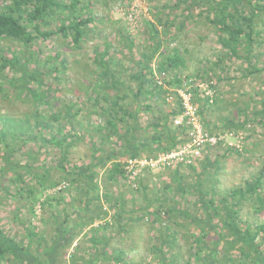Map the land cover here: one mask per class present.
Here are the masks:
<instances>
[{"label": "trees", "instance_id": "1", "mask_svg": "<svg viewBox=\"0 0 264 264\" xmlns=\"http://www.w3.org/2000/svg\"><path fill=\"white\" fill-rule=\"evenodd\" d=\"M4 1L8 4L0 5V41H17L23 47H29L37 39L46 40L53 34L69 38L70 42L77 47L84 39L88 25L93 21L90 11L87 10V4H83L88 0ZM251 1L176 0V6L189 2V5H184L182 13L186 15L181 22L191 17L194 8L201 7L199 16L204 14L207 23L215 28L217 43L223 51L222 55L217 56L215 66H218L223 59L242 60L251 65L246 69L248 71L244 74L245 76L257 72L251 63L254 58V36L258 34L254 30V17L258 12H264V4L260 3L264 0H259L253 5ZM246 6H249V12H246ZM55 15L59 17V21L54 33L43 31L47 21ZM174 20L173 17L164 21L162 36L168 34L170 27L175 24ZM150 27L153 32L148 39L151 45L142 55V61L136 62V72L128 76V80L136 85L133 93L131 90L128 94L122 92L123 80L114 76L113 65L110 66L111 61L106 60V51L96 52L94 55L95 75L98 77L89 82L87 93L91 88H95L92 92L94 94L92 110L98 115V122L88 124L87 132L91 133V139L97 137L98 141L95 143L91 140L92 155L89 162L84 166H74L76 171H69L57 182L49 179L50 167H47L45 162H37L38 153L47 144L63 149V156L57 164L58 168L65 172L63 164L66 162V150L69 148L68 134L64 132V125L60 126V121L67 120L73 128L70 117L73 118L80 111L67 107L64 111H50L48 115L41 112L38 107L42 104L48 107L49 101L47 94L39 91L44 84V73L40 72L41 64L35 59V62H38L36 68L30 70L28 66L35 55L29 53L27 57H24L18 53H12L11 56L6 57L0 53V93L4 97H8L10 92L16 93L18 98L24 97L29 106L34 107L30 113L23 115L24 118L19 120L13 119L12 115L0 118V162L2 165L0 194L5 193L10 198L27 201L32 216L35 214L36 205L41 211L48 209L53 223L52 234L48 239L46 235H41L38 226L28 227L25 230L29 240L26 245L8 235L0 227V264H127L122 260L124 253L116 251L114 247L111 248L112 237L107 233L111 228L116 231V234L124 231L123 201L119 199L116 201L119 209L113 217L115 222L112 224L108 211L111 206L104 205L109 202V196L106 195L102 199L99 195L101 186L97 182L98 173L100 170H105L107 180L118 183L126 176L124 162L122 163L124 159L125 161L139 159L143 154L152 156L150 158L168 154L176 150L178 145L186 142L188 131V128L183 125L174 126L176 129L171 130L167 126L168 118L163 115L148 125V128L153 131L150 135L143 137L139 134L141 130L137 121L138 107H134L129 102L125 103L129 96L133 101L140 97L144 99L159 97L160 94H166L169 88H176L183 82L177 75L168 74L184 65L178 50L172 49L170 54L165 52L159 54L163 46L162 40L158 39L156 27L152 24ZM124 40V46L130 52L132 43L127 37ZM156 54L162 56V60L156 64L158 75H153L150 67ZM52 60L55 61V58ZM58 70V67H49L47 74H57ZM54 79L59 80V77ZM189 79H194V87L190 91L194 103L199 105L197 114L200 116L216 101L215 84L213 79L208 77L206 82L214 95L210 102L209 97H201L202 92L198 89V82L203 79L201 77L186 78V80ZM150 108L149 105H145L144 110ZM179 108L181 107L177 105L169 116L175 117L180 114ZM260 114H264V108ZM243 126L241 124L240 128L244 129ZM46 129L50 132L48 138L44 135ZM176 130L183 135L180 141L175 133ZM30 143L34 146H29ZM34 147H36L35 151ZM229 149L233 148L229 147ZM20 151H23L24 159L18 160L14 157L18 156ZM103 151L105 154L96 156L97 152ZM203 163L213 166L207 161ZM177 166L195 170L194 164H177ZM146 169L148 168L144 170ZM67 175L68 182H63L66 186L60 188L57 194L64 190H68L69 193L74 188L76 195H72L69 202L66 203L62 195L37 197H42L47 190L56 191ZM204 176V172L198 174L197 181L192 187V193L200 207L199 213L193 215L176 206L165 207V203L161 202L165 199L157 197L156 201L163 206L149 213L151 222L162 224L165 218L175 222L177 227L191 225L194 230L196 229L187 233V238L190 240L189 258L192 257L194 263H190L191 259H186L184 264H264V221L253 227L249 224H238V208L241 201L247 195H253V193L255 195L256 190L261 187L264 179V165L253 183H247L245 190L236 188L217 199L213 196V184L207 187L209 178ZM26 177L29 179L28 183L25 180ZM137 179L139 180V175ZM174 179H176L175 176ZM176 181V189L180 192L184 191L180 181ZM5 183L13 187L12 193L8 186L4 187ZM82 184L83 188L80 186ZM146 188L144 186L143 191ZM169 188L170 186L164 185L162 189L168 192ZM253 201L258 212L264 210V199L259 194L255 195ZM70 209L74 211L70 212ZM174 213L176 216L173 215ZM58 216L63 219L60 221ZM179 219L183 222H178ZM157 231V245L153 246V253L158 256V263L177 264L178 258L172 252L175 244H171L176 232L170 225H160ZM78 236L83 237L81 243L76 239ZM167 247H171V251L169 248L167 250ZM109 248L112 249L111 252Z\"/></svg>", "mask_w": 264, "mask_h": 264}, {"label": "rangeland", "instance_id": "2", "mask_svg": "<svg viewBox=\"0 0 264 264\" xmlns=\"http://www.w3.org/2000/svg\"><path fill=\"white\" fill-rule=\"evenodd\" d=\"M257 1L259 0H252V5ZM263 2L260 3L264 4ZM176 3V0H88L87 3L85 1L83 4H87V10L90 11L93 21L88 25L85 37L77 47L70 42L69 38L55 34L46 40L37 39L29 47H23L17 41H0L1 55L9 57L12 53H18L20 56L27 57L29 53H33L35 58L29 63V69H35L38 65L35 59L41 64L40 72L44 73V84L39 91H44L49 101L48 107L43 104L38 107L41 112L48 115L50 111H64L67 107L80 111L78 115L70 117L73 128L67 120L60 121V126L64 125V132L68 134L69 148L66 150V162L63 164L65 172L60 170L57 164L63 156V149L47 144L38 153L37 162H45L47 167H50L49 179L54 182L60 181L69 171H76L74 166L86 165L92 155L91 140L95 143L98 141L97 137L91 139V133L87 132L88 124L98 122V115L92 110L94 97L92 92L95 88H91L87 93L89 82L98 77L95 75L96 68L93 63L96 52H107L106 60L111 61L109 65H113L114 76L123 80L122 92L128 94L131 90L133 93L136 85L128 80V76L136 72V62L142 61V55L151 45L148 39L153 34L150 27L152 24L157 29L158 39L162 40L163 46L159 54L164 52L170 54L172 49H177L184 61L183 66L170 71L169 75H177L183 81L187 77H201L202 81H206L208 77L213 79L216 101L199 116L200 121L207 132L219 135L232 132L234 138L226 136L221 144L203 149L201 156L194 162V171L185 166L176 167L177 164L170 167L160 166L150 170L142 169L139 180L136 176L135 182L125 176L118 183L107 180L105 170H100L98 173L97 182L101 186L99 195L102 199L106 195L109 196V202L104 205L111 206L108 211L112 224L115 222L113 217L119 209L116 201L117 199L123 201L124 231L116 234V231L111 228L107 233L112 237L111 248L122 251L124 253L122 260L127 264H159L158 256L153 253V246L157 245V229L160 225H170L176 232L171 244H175L172 252L178 258L177 264H184L186 259H191L190 263H194L193 258H189L190 240L187 238V233L196 229L194 230L191 225L177 227L175 222L165 218L162 224L151 222L149 213L163 206L158 204L156 198L165 199L161 201L165 203V207L176 206L196 215L200 207L196 203L192 187L197 181L198 174L204 172V177L209 178L206 185L211 187L213 184V196L217 199L236 188L245 190L247 183H253L264 165V114H260L264 108V12L260 11L254 17V30L258 34L254 36V58L251 63L257 72L245 76L244 74L248 71L246 69L251 65L242 60L223 59L218 66H215L217 56L222 55L223 51L217 43L215 28L207 23L204 14L199 16L201 7L194 8L191 17L181 22L186 15L182 13V10L184 5H189V2L177 4V6ZM4 4L8 2L0 0V5ZM245 9L246 12L250 10L249 6ZM132 12L133 19L130 20L128 15ZM173 17L174 26L170 27L166 36H162L164 21ZM58 21L59 17L55 15L47 21L43 31L54 33L58 27ZM126 37L132 43L130 52L124 46ZM159 54L154 56L150 67L153 75H158L156 64L162 60ZM52 58H55V61ZM49 67H58V73L51 72L52 75H48ZM54 77H59V80H55ZM126 102L139 109L137 121L141 130L139 134L143 137L150 135L153 131L148 128V125L163 115L168 118L167 126L171 130L176 129L173 124L174 117H170L169 114L177 105L176 102L173 103L167 99L166 94L146 99L140 97L136 101L129 96ZM145 105L151 108L144 110ZM197 108L199 109V105ZM32 109L34 107L29 106L24 97L18 98L16 93L12 92L8 97H4L0 93V118L12 115L13 119L19 120ZM241 124L244 125V129L240 128ZM178 132L179 130L175 131L180 141L183 135ZM49 134L47 129L44 130L45 138H48ZM181 145H178L176 149ZM235 145H238V148ZM29 146L33 147L34 144L30 143ZM229 147L235 150H230ZM33 150L35 151L36 147ZM103 154H105L104 151L97 152L96 156ZM150 157L152 156L143 154L139 159ZM14 158L24 159L23 151ZM203 161L213 166L204 165ZM25 180L28 183L27 177ZM176 180L180 181L184 191L180 192L176 189ZM63 182H68V175L62 180L60 187ZM164 185L170 186L168 192L162 189ZM7 186L8 184L5 183L4 187ZM80 186L83 188V184ZM144 186L147 188L143 191ZM8 187L12 193L13 187ZM59 189L58 187L56 191L47 190L42 197H37L62 195L67 203L72 195H76L74 188L69 193L68 190H64L57 194ZM256 194L264 199V179L261 187L256 190ZM255 195L253 193L242 199L238 208L239 225L249 224L253 227L264 221V210L259 212L256 210V204L253 201ZM139 210L141 212H138ZM34 211L35 214L32 216L27 201L10 198L5 193L0 194V227L25 245L29 241L25 230L30 226H38L41 235H46L47 239L52 234L53 223L50 219V211L48 209L41 211L37 205ZM173 215L176 216L175 213ZM161 216L163 217L162 214ZM58 217L60 221L63 219L61 216ZM72 218L74 219V216ZM181 221L183 222L179 219L178 222ZM76 239L81 243L83 237L78 236ZM111 248H109L110 252Z\"/></svg>", "mask_w": 264, "mask_h": 264}, {"label": "built area", "instance_id": "3", "mask_svg": "<svg viewBox=\"0 0 264 264\" xmlns=\"http://www.w3.org/2000/svg\"><path fill=\"white\" fill-rule=\"evenodd\" d=\"M130 20L133 19V12L128 15ZM194 79L184 80L181 85L169 90L166 93L167 99L177 102L181 108L180 114L173 118L174 126H185L188 128L186 142L178 149L168 153L161 154L156 158L149 159H133L124 162L126 176L135 182L136 176L142 169L156 168V167H170L174 164L189 165L201 156L202 150L208 147H214L221 142L226 136L233 137V133H225L224 135L212 134L207 132L200 121L197 114V105L194 103L191 89L194 87ZM213 84V82H210ZM198 89L201 90V97H209L210 102L213 99V91L209 88L206 81L198 82ZM176 96V97H175ZM240 134V133H239ZM236 148H238V145ZM135 186V184H134ZM62 187H65V185ZM59 187V188H62Z\"/></svg>", "mask_w": 264, "mask_h": 264}]
</instances>
